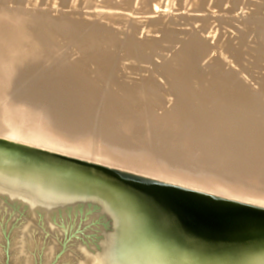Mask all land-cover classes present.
Wrapping results in <instances>:
<instances>
[{"label": "bare ground", "instance_id": "bare-ground-1", "mask_svg": "<svg viewBox=\"0 0 264 264\" xmlns=\"http://www.w3.org/2000/svg\"><path fill=\"white\" fill-rule=\"evenodd\" d=\"M89 1L91 2V0H89ZM141 1H142V3H141ZM141 1H140L141 4H143V2H145L144 0H141ZM257 1H259V0H257ZM0 2H1V0H0ZM176 2H177V0H176ZM190 2H191L190 4H192V2L194 3V0L190 1ZM238 2H239V0H234L233 4L237 5ZM259 2H261V1H259ZM259 2H257V3L259 4ZM262 2H264V1H262ZM196 3H197V1L195 0V4ZM254 3L257 4L256 2H254ZM147 4H145V5L147 6ZM197 4L195 6H197ZM250 4H251V2H250ZM102 5H104V4L102 3ZM225 5H227V4H225ZM199 6H201V5H198L196 7V11H197V8H199ZM231 6H232V4H231ZM258 6H260V4ZM140 7H141V5H140ZM147 7H149V6H147ZM167 7H169V6H167ZM224 7H226V6H224ZM200 8H203V7L201 6ZM200 8L198 9V11L200 10ZM258 8H262V7H258ZM132 9H133V7H132ZM138 9H140V8L137 7V10H136L137 12L139 11ZM220 9H221V7H220ZM239 9H240V7H238V11H239ZM142 10L146 11V9H142ZM142 10L140 9V11H142ZM234 10H237V9H234ZM245 10H247V9H245ZM251 10H254V9H251ZM7 11L9 12V10H7ZM220 11L222 12V10H220ZM223 11L226 12L225 8ZM227 11H228V9H227ZM246 12L248 14V11H246ZM10 13L12 14V12H10ZM79 13H80V11H79ZM243 13L246 15L245 12H243ZM23 14H24V12H23ZM105 14L103 16V14L101 13L102 17L100 16V14L97 15L98 17L100 16L101 18H98L96 15H94V16L92 15V17H94L93 19H96L95 18V16H96L99 19L97 22L102 21V24H103L104 20L106 21L108 19V21H110L109 18L105 16ZM108 14L109 13H107V15ZM86 15H87V13H86ZM251 15L252 14L250 12V16ZM259 16H261V15H259ZM7 17H8V15H7ZM89 17H90V15H89ZM171 17H173V16L171 15ZM71 18L73 19V16ZM68 19H70V18H68ZM127 19H128V17H127ZM172 19H174V18H171V20ZM193 19L199 20L198 18H193ZM241 19H243L242 16H241ZM19 20L21 21V19H19ZM48 20H49V18H48ZM77 20H78V18H77ZM244 20H245V18H244ZM256 20H257V18H256ZM51 21L52 20H50V22ZM58 21H60V20H57V22ZM89 21L91 22V19H89ZM152 21H153V19H152ZM176 21H178V20H176ZM191 21H192V19H191ZM24 22L26 24L27 21H24ZM62 22H63V19H62ZM132 22H134V20H132L131 23ZM139 22H140V20H139ZM149 22H150V20H149ZM192 22H196V21H192ZM53 23H54V21H53ZM110 23H111V21H110ZM181 23H182V21H181ZM186 23L188 24V21ZM198 23H202V22L198 21ZM212 23H214V22H212ZM248 23H249V21H248ZM37 24L38 23H36V25ZM58 24L60 25V22ZM66 24H68V23H66ZM79 24L77 23V25H79ZM92 24L93 23H91V25ZM128 24H126V26H129ZM132 24H133V27L131 25L129 28H131L133 30V28H136V26H134L135 22ZM175 24H177V22L176 23L174 22L173 25L175 26ZM71 25H73V27H74V24L72 22H71ZM107 25L110 26L111 24L107 23ZM138 25H137V28H138ZM146 25H147V23H146ZM193 25H194V27H197V23H196V25L195 24H193ZM214 25H215V23H214ZM216 25H217V23H216ZM234 25H236V24H234ZM39 26H41V24L38 25L37 27H39ZM66 26L64 25L65 28H66ZM126 26H124V27H126ZM147 26H145V24H143V27L145 28V30H146ZM169 26H172V23ZM244 26H242V27H244ZM251 26L252 25H250V27H249L250 29H251ZM71 27H70V33L72 31ZM77 27L79 29L76 30L77 34L75 36V38H76L75 40H77V39L79 40L80 38H82V35L85 32V31L83 32V30L86 27V25L84 26V28L82 27V25H79ZM87 27L85 28V30L87 29ZM167 27H166V29H168ZM191 27H190V29H191ZM198 27H199V25H198ZM260 27L261 26H259V28ZM39 28L37 29L35 27L36 31H38ZM58 28H60V26ZM67 28H68V26H67ZM93 28L95 29V26H93ZM110 28L108 27V29H110ZM129 28H128V30L131 31V29H129ZM144 28H141V30L142 29L144 30ZM249 28H247V29L249 30ZM56 29H57V27H56ZM113 29H114V27H113ZM136 29H134V31ZM171 29L172 28H170V31H173ZM92 30L93 29H91V31ZM151 30H149V31H151ZM193 30H194V28H193ZM226 30H228V29H226ZM229 30H230V28H229ZM39 31L37 32V34H39ZM41 31L40 32L43 34L42 28H41ZM52 31H53V29H52ZM73 31H75V30H73ZM99 31L100 30H97V31L93 30L92 32L98 33V34H94V35L99 36ZM102 31H103V33L106 32V30L104 31L103 29H102ZM134 31H133V33H134ZM139 31H140V28H139ZM245 31L248 34L247 30H245ZM47 32H50V31L47 29ZM47 32H44V34L46 33V35H47L46 39L49 38L48 37L49 33L47 34ZM65 32H66V30H65ZM92 32H91V34H92ZM110 32H112V31H110ZM115 32H116V30H115ZM126 32H127V30H126ZM223 32H224V30H223ZM249 32H250V30H249ZM263 32H264V30H263ZM13 33L17 34L15 31H12V33H11L12 36H13ZM55 33L56 32H54V34ZM129 33H131V32H129ZM129 33H128V36H129ZM133 33H132V38L135 34H137L139 32L137 31V33H135L134 35H133ZM173 33H174V31H173ZM191 33H193V32H191ZM216 33H217V31H216ZM6 34H8V31H0V38H2V40L0 39V44L7 43ZM52 34L53 33L50 34V37L52 39H55V38H53L54 35H52ZM61 34H62V32H61ZM72 34H74V33H72ZM87 34H88V32H87ZM100 34H102V33H100ZM143 34L145 35V33H142V35ZM167 34L169 37L170 35H169L168 31H167ZM231 34H233V33H231ZM234 34H237V33H234ZM251 34H253V33H251ZM35 35H36V33H35ZM59 35H60V33H59ZM66 35H67V33H66ZM108 35H109L108 32H106V37H108V39H106L107 41L110 40L109 36L111 38H113V40H114V37H116L114 35H113V37L111 35H109V36ZM117 35H120V34H117ZM174 35H175V33H174ZM176 35H178V34H176ZM42 36L43 35H41V38H42ZM61 36H63V35H61ZM126 36H127V34H126ZM67 37L68 36H65V38H67ZM140 37H142V36H140ZM171 37L172 36H170V38ZM187 37H188V35H187ZM249 37H250V35H249ZM98 38L101 39L100 36ZM102 38H103V36H102ZM117 38L118 37H116V39ZM137 38H139V37H137ZM184 38H185V36H184ZM189 38H190L191 42L189 41L190 46H187V49L189 47L190 51L186 50V49L185 50L189 51L188 52L189 56H195L196 57L197 53H198L197 56H199V53H200L199 50H202V49L204 50V47L207 43L206 42H205L206 44L202 43L203 41L201 42V40L198 39V37L196 36V32L191 34L189 36ZM230 38H231V36H230ZM251 38H250V40H251ZM84 39L87 40L88 38L87 39L84 38ZM120 39H122V38L120 37ZM164 39H165V37H164ZM166 39H168V38L166 37ZM172 39H174V38H171V40ZM50 40L51 39L49 38V41ZM78 40H77V42L80 41V40L79 41ZM85 40H84V44H85ZM122 40H124V39H122ZM127 40L130 41V39H127ZM155 40H157V39H155ZM160 40H161V38H160ZM186 40H188V39H186ZM227 40H229V39H227ZM46 41L48 42V39ZM54 41H56V40H54ZM54 41L52 40V42H54ZM135 41H136V39H135ZM223 41H224V39H223ZM253 41H254V39H253ZM50 42H48V44ZM113 42L115 43V46H116L117 43L115 41H113ZM120 42H118V43H120ZM164 42H165V40H164ZM168 42H169V40H168ZM168 42L166 41V44ZM259 42H261V40ZM87 43L89 44V42H87ZM218 43H219L218 44L219 47H216V48H219V51L221 49L222 53H224V48L226 46V43H222V42L221 43L218 42ZM261 43L263 44V42H261ZM26 44H27V42H26ZM84 44H82V46H84ZM86 44H85V46H86ZM98 44H100V43L98 42ZM121 44H123V42ZM183 44H185V43H182L181 45H183ZM7 45L11 46V48L8 51L11 52V54H13L15 51V47L17 46L16 40L15 39L12 40V37H11L10 39H8ZM158 45H160V44L158 43ZM185 45H187V44H185ZM29 46H30V44H29ZM91 46L89 48H91ZM95 46H97V48H98L97 43H95ZM121 46H120V49H122ZM207 46H208V44H207ZM63 47H64V44H63ZM63 47H62V49H63ZM77 47H79V46H77ZM84 47L83 48L80 47V48L84 49ZM94 47H93V52H95V50H96V49H94ZM110 47H111V45H110ZM156 47H157V45H156ZM253 47H255V46H253ZM135 48H136L135 50L137 53H140L142 50V47L140 45L136 46ZM180 48L184 49L185 47L184 48L180 47ZM207 48H205V49H207ZM116 49H118V47ZM88 50H91V49H88ZM88 50H87V52H88ZM100 50H102V49H100ZM124 50H126V49H124ZM159 50H161V49H159ZM210 50L211 49H208V51H210ZM121 51H120V53H121ZM228 51H229V49H228ZM43 52H44V56L46 59H48V60L49 59H55L54 53H52L49 46L44 47ZM115 52H116V50H115ZM27 53H28V51H27ZM84 53L86 54V50ZM84 53L82 52L83 55H85ZM103 53L104 52H102L101 54L103 55ZM183 53H185V52H183ZM183 53L182 54L180 53L181 55L180 54L179 55L182 56ZM243 53H246V52H244V50H243ZM106 54L108 55V53H106ZM117 54H119V53H117ZM160 54H162V53H160ZM204 54H205V52L203 53V55ZM229 54H230V52H229ZM86 55L90 56L91 54L88 55V53H87ZM120 55H121L120 57H123L122 53ZM110 56L113 57V55H110ZM180 56H178L179 59L181 58ZM183 56H182V58H183ZM73 57H74V54H73ZM83 57H85V56H83ZM93 57H96V55H93L91 58H93ZM97 57H96V59L100 58V57H98V58ZM103 57L106 58L107 56L105 57V55H104ZM103 57H101L102 61L101 60L95 61V59L93 58L94 61H89L88 66L83 64L82 61H71V60L70 61H53V60H51V61H32V62L29 61L25 66H20L19 61H8L7 59H9V58L6 57L5 55H2L0 57V139L15 143V144H19L22 146L24 145V146H28V147H35L38 149L62 154L63 156L65 155L67 157L69 156L72 158H76L78 160L80 159L81 161H87L86 159L89 156H91V158H92L93 155H98V156H100L99 158H101V159H97V160L95 159V161L104 163V165H101L103 167L124 169V170L131 171V172H134V173H137L140 175H145V176L155 178L158 180H162V181H165L168 183L176 184L179 187L182 186L183 188H186V189L202 192L205 194H213V196H217V197L220 196L221 198L225 197V198H229V200H233V201L238 200V202L242 201V202H247V203L252 204V205L254 204L256 206L258 205V206L264 207V98H261V97H263V94L261 95V97L258 96L259 93H257L258 95L250 94V96H248V97L249 98L252 97L253 99L249 102L250 103L252 102L254 105L250 106V104H249L248 105L249 107L247 106V107L241 108L240 106L238 107L236 105H233V103L228 104V105H225V104L216 105V103L218 102L216 100H215L216 101L215 105L212 106L211 104L206 103V104H208V106H207L206 104H204L205 101L200 102L199 101L200 99H197L198 101L197 100L192 101L193 102L192 106H189V105H191L190 104L191 102L188 103V101H185L189 104V105H187V104L186 105L189 106V108L192 107V109L189 110V108H188V112L185 111L186 115H184V116H183V114H185V113H183V111L180 109V106L182 104H185L182 102V103H180L181 104L180 106L178 105V103H174L173 105L177 104L178 107L176 109H173L171 111V113L166 112L164 115H167V116H165V117H160L161 111L159 114L160 116L158 115L159 117L156 115V113L153 116L150 115L148 117L147 114L145 113V111H146L145 109H144L145 110L144 112H141L142 109L139 110L141 112L140 113V112H138L137 107L138 108L139 107L149 108L152 111V109H153L152 103L157 101V100H155L156 99L155 95L157 94L160 97V92H161V94L163 92L162 87L160 85L156 86L155 84H152L150 82L145 83L143 81L144 80V76H143V80L140 79V80H142V82L140 81L141 86H138V85H135L132 83L129 84L127 82H124L125 84H127V86H126L127 89H125V88L120 89L121 93H119V91H118L119 88L118 89L116 88V90H115L114 89L115 87L114 88L112 87L113 85L110 86L111 88H109L108 86L111 84V82L114 81L115 77H114V75H112V77L107 76L105 79V77L103 78V76H99V74L102 73V72H100L101 67L105 63L102 59ZM111 57H110V59H112ZM114 57H117V56H114ZM120 57H117V59L118 58L120 59ZM178 57H176V58H178ZM142 58H144V57H142ZM240 58H241V56H240ZM254 58L256 59V56ZM89 59H90V57H89ZM119 59L117 61H119ZM193 59H191V61ZM106 60H107V58L105 59V61ZM249 60H252V59L250 58ZM115 61H116V59H115ZM123 61H124V59L122 60V62ZM178 61H180V60H178ZM107 62H109V61H107ZM107 62H106V64H108ZM110 62H112V61H110ZM124 62H126V61H124ZM139 62H141V61H139ZM142 62H143V60H142ZM199 63H201V62H199ZM254 63H255V61H254ZM111 64H109V65L112 67L113 64L115 65L116 63H113L112 65ZM137 64H139V63H137ZM143 64H141V65H143ZM122 65L123 66L117 65L116 66L117 69L114 68L116 73H117V70H119V69L120 70L122 69V72H125L127 69H129V68H127V69L125 68L126 70L124 71L123 68H124L125 63H123ZM145 65H147V63ZM172 65L174 66L175 64H171V69L170 68H168V69H170V70L175 69V68H172L173 67ZM89 66L94 67L95 71L91 70V68ZM106 66L108 67V65H106ZM106 66H105V68H106ZM128 66H126V67H128ZM134 66H135V70H136V67L138 65L136 66V64H135ZM111 67H108V68H110V70H111ZM140 67H142V66L139 65V69H140ZM103 68H104V66H103ZM149 68H150V66H149ZM179 68H180V66H179ZM239 69H240V67H239ZM129 70H130V72H132L131 69H129ZM141 70H143V69H141ZM165 70L166 69H164V71ZM176 70H177V67H176ZM205 70H206V68H205ZM128 71H126L125 73H128ZM164 71H161V72L164 73ZM196 71H197V69H196ZM173 72H175V70ZM110 73H112V72L110 71L109 74ZM134 73H135V71H134ZM134 73H132V74L134 75ZM136 73H135V76H136ZM202 73L204 74V72H202ZM243 73H244V71H243ZM246 73H248V72L246 71ZM118 74H119L118 78L117 79L115 78L117 81V85H118V81H120L118 79H119V76L121 73H118ZM165 74L167 75L168 73L166 72ZM177 74H176V76H177ZM163 75L164 74H162L161 76H163ZM166 75H165V77H166L165 79H168L167 76H169V75H167V76ZM199 75H200V73H199ZM222 75H221V79H219V76H217V77H215V79L212 80L214 83H216L219 79L218 87L220 85L223 86L225 84V83L223 84L224 78L222 79ZM104 76H105V74H104ZM130 76L131 75L129 73V76H124V77L129 78ZM178 77H179V75L177 76V79H175V81H173V80L170 81V79L167 81L164 80L165 81L164 84H166L168 86V89H167L168 92H170V93L174 92V94L175 93L179 94V97L177 100L179 102L180 97L181 98H183L184 96H186L185 98L188 97L187 96L188 94L186 95L185 92L194 91V89H193V86L191 83H188L187 81L185 82L184 80H179V78L181 79V76L179 78ZM261 77H263V76H261ZM199 79H198V83H199ZM248 79H249V77H248ZM121 80H123V79H121ZM133 80H135V79L133 78ZM160 80H163V78H160ZM206 80L207 79H205V81ZM220 80H222V83H220L221 82ZM260 80H255V81L259 82ZM126 81H128V80L126 79ZM205 81H202V83ZM244 81H247V80H244ZM263 81H262V83H263ZM122 82H120L119 86H122V84H121ZM208 82H210V81H208ZM213 82H212V85H214ZM133 83H135V82H133ZM161 83H163V82H161ZM202 83H199L200 87H201ZM252 83L253 82H251V84ZM254 83L256 84V82H254ZM113 84H115V83H113ZM234 84H235V82H234ZM236 84H238V83H236ZM241 85L242 84H240V86ZM165 86H163V88ZM240 86H237V88H239ZM209 87H210V85H209ZM247 87H248V84H247ZM252 87L254 88V86H252ZM257 87H258V85H257ZM199 88H198V90H199ZM222 88H224V86ZM225 88H226V86H225ZM241 88H242V90L244 89L243 86ZM255 88H254V90H255ZM203 89H204V87H203ZM219 89H221V88L219 87ZM262 89L264 90V88H262ZM201 90H202V88H201ZM210 90H211V88H210ZM210 90H208V91L210 92ZM216 91H217V89H216ZM201 92H199V93L201 94ZM228 92H230V91H228ZM213 94H215V92ZM219 94L221 95V94H223V92H220ZM233 95H234V93H233ZM248 95H249V93H248ZM227 96H228V94H227ZM229 96H230V93H229ZM166 97L170 98L169 96H166ZM220 97L221 96H219V98ZM237 97H239V98L243 97V99H244V97L247 98V95L237 96ZM185 98L180 99V100L181 101L185 100ZM130 99H132V103H130V101H131ZM175 99H177V97H175ZM261 99H263V100H261ZM2 100H3V102H2ZM160 100H162V99H160ZM169 101H170V99H169ZM160 103H162V102L160 101ZM202 103L204 104V106H202L203 105ZM97 104H99L98 107H100L98 111H97ZM132 104H133V106H132ZM155 105H156V102H155ZM209 105H211L213 109L209 108ZM158 106L160 108H162L160 105H158ZM134 107H136V109ZM157 109H158V107H157ZM157 109L156 108L153 109L154 112ZM184 110H186V109H184ZM162 111H163V109H162ZM164 111H165V109H164ZM95 113H98V115L100 114L99 118H98L99 120H97V125L99 123H101V124H105L106 126L113 127L112 128L113 131L106 135V139L108 141L109 140L112 141L114 139L113 143L109 146H108V144H104V145H99V143L96 144L97 136L95 135V128H93V127H95L94 124H96V123H93V121L97 119L98 115ZM142 114H146V116L142 115ZM148 114H150V113H148ZM94 115L95 116L97 115V117H96V119L93 120ZM170 118H173V122H175V120L179 121V123L181 122L182 127L179 130L180 132L179 131L176 132L177 128H175L176 126L173 125L172 120H169ZM36 121H38V122H36ZM25 122H27V125L25 124ZM29 123H30V125H29ZM36 123H41L42 126H45V128H48L47 131L44 132V130H46V129L41 128V126H40L41 124L35 125ZM32 124H34V126ZM38 125H39V127H38ZM31 126L34 127V129ZM49 129H50L51 133L48 132ZM115 131H119V132H121V134L119 136L115 135V133H117ZM46 132H48V133H46ZM53 132L57 133L58 139L53 135ZM62 136L63 137L66 136L64 138L65 141L63 140L64 143H66V141L68 140V139L66 140V138L68 137L69 139H72V144L70 143L71 141L68 140V141H70V142H68L70 144L69 145H63V143L60 142V141H62V139L60 138ZM59 139H61V140H59ZM96 147L100 150L97 151ZM122 152H126V153H124L125 155L122 154ZM91 158L89 157V159H91ZM186 158H193L194 161L186 162L184 160ZM95 164L98 165L99 163H95ZM199 172H201L203 176L197 175ZM199 183H202V184L205 183L203 185V186H205V188L207 187L206 186V184H207L208 188L205 189V188L198 187ZM202 184H201V186H202Z\"/></svg>", "mask_w": 264, "mask_h": 264}, {"label": "water", "instance_id": "water-1", "mask_svg": "<svg viewBox=\"0 0 264 264\" xmlns=\"http://www.w3.org/2000/svg\"><path fill=\"white\" fill-rule=\"evenodd\" d=\"M264 264V208L0 139V264Z\"/></svg>", "mask_w": 264, "mask_h": 264}, {"label": "rangeland", "instance_id": "rangeland-1", "mask_svg": "<svg viewBox=\"0 0 264 264\" xmlns=\"http://www.w3.org/2000/svg\"><path fill=\"white\" fill-rule=\"evenodd\" d=\"M95 3H94V2ZM91 0V2L89 0H1V4H0V31H8V34H6V38H7V43L5 44H0V57L2 55H5L6 57H8L9 59H7L8 61H19L20 63V66H25L29 61H82L83 64L85 65H89V61H100L101 60V57H103L105 55V57L107 58V60L105 61L106 58H102L103 61L105 62L104 63V68L103 66L101 67V70L99 74V76H103V78L107 76H111L114 75V77L117 79L118 78V73H121L120 76H119V79L120 81H118V85H117V81L116 79L114 78V81L111 82V84L108 86L109 88H111L110 86H112L115 90L116 88L118 89L119 93L120 92V89H127L126 86L127 84H125L124 82H127V83H132V84H135V85H138V86H141V82L143 80V76H144V82L147 83V82H150L152 84H155L156 86L160 85L162 87V94L160 92V97L156 94L155 95V101L156 102V105H155V102L152 103V108L153 109H158L154 110L152 109V111L149 109V108H142V107H137V110L138 112H140L139 110L142 109L141 112H144L145 110V113L147 114V116L149 117L150 115L153 116L155 113L156 115L158 116L160 114V111H161V116L160 117H165L167 115H164L166 112H170L173 110V109H176L178 107V105L180 106L181 104L180 103H185V104H182L180 106V109L183 111V116L186 115V112H188V108L189 106H192V101H195L197 99H200L199 101L201 102H204V104L208 103V104H211L212 106L215 105L216 101H218L216 103V105L218 104H225V105H228V104H232L233 105H236V106H240L241 108L243 107H247L249 104L250 106L254 105L252 102L250 103L249 101H251L253 98H249L248 96H250V94L254 95H258L257 93H259V97H261V95L263 94V97L261 98H264V90L262 88H264V0H239L238 4L237 5H234L233 4V1L234 0H196L197 1V6L198 5H201L203 8H200L201 6H199L200 10L198 11L199 8H197V11H196V7L195 6V0H194V3L192 2V4H190L191 2L190 1H193V0H144L145 2L142 3L141 0ZM141 1V3H140ZM147 1V2H146ZM151 1V2H150ZM168 1V2H167ZM199 1V2H198ZM218 1V2H217ZM4 2V3H3ZM11 2V3H10ZM13 2V3H12ZM99 4H98V3ZM167 2V3H166ZM176 2V3H175ZM189 2V3H188ZM203 2V3H202ZM251 2V4H250ZM254 2H259L260 6H258L259 4H255ZM94 3V4H93ZM102 3L104 5H102ZM148 3V4H147ZM173 5H172V4ZM227 5H225V4ZM254 3V4H253ZM36 4V5H35ZM145 4H147V7ZM168 4V5H167ZM184 4V5H183ZM217 4V5H216ZM223 4V5H222ZM232 4V6H231ZM89 5V6H88ZM95 5V6H94ZM106 5V6H105ZM129 5V6H128ZM138 5V6H137ZM141 5V7H140ZM152 5V6H151ZM172 5V6H171ZM208 5V6H207ZM257 7H255V6ZM2 6V7H1ZM4 6V7H3ZM102 6V7H101ZM128 6V7H127ZM166 6V7H165ZM169 6V7H167ZM190 6V7H189ZM226 6V7H224ZM236 8H235V7ZM253 6V7H252ZM133 7V9H132ZM136 7V8H135ZM137 7L140 8L141 10L142 9H146L145 10H142L140 11V9H138L139 11L137 12ZM143 7V8H142ZM219 7V8H218ZM221 7V9H220ZM229 7V8H228ZM238 7H240L239 11H238ZM258 7H262V8H258ZM99 8V9H98ZM102 8V9H101ZM150 8V9H149ZM171 8V9H170ZM225 8L226 12L223 11ZM250 8V9H249ZM9 10V12L7 10ZM131 11H130V10ZM135 9V10H134ZM228 9V11H227ZM234 9H237V10H234ZM247 9V10H245ZM251 9H254V10H251ZM11 10V11H10ZM100 10V11H99ZM211 10V11H210ZM222 10V12L220 11ZM263 10V11H262ZM80 11V13H79ZM145 11V12H144ZM151 13H150V12ZM153 11V12H152ZM230 11V12H229ZM248 11V14L247 12ZM260 11V12H259ZM12 12V14L10 13ZM22 12V13H21ZM24 12V14H23ZM100 12V13H99ZM141 12V13H140ZM147 12V13H146ZM212 12V13H211ZM226 14H225V13ZM229 12V13H228ZM245 12L246 15L243 13ZM250 12H251V16H250ZM26 13V14H25ZM28 13V14H27ZM87 13V15H86ZM101 13L105 14L106 17L109 18V20L111 21H108V19L105 21H103V24H102V21L100 22H97L99 19L98 18H101ZM107 13H109L107 15ZM134 13V14H133ZM137 13V14H136ZM140 13V14H139ZM222 13V14H221ZM224 13V14H223ZM241 13V14H240ZM258 13V14H257ZM18 14V15H17ZM21 14V15H20ZM46 14V15H45ZM70 14V15H69ZM100 16L98 17L97 15ZM232 14V15H231ZM243 14V15H242ZM8 15V17H7ZM20 15V16H19ZM28 15V16H27ZM44 15V16H43ZM79 15V16H78ZM85 15V16H84ZM90 15V17H89ZM92 15H96L95 18L96 19H93L94 17H92ZM171 15L173 17H171ZM180 15V16H179ZM248 15V16H247ZM255 15V16H254ZM261 15V16H259ZM18 16V17H17ZM35 16V17H34ZM46 16V17H45ZM73 16V19L71 17ZM82 16V17H81ZM128 19H127V17ZM192 21H196V22H192ZM220 16V17H219ZM241 16L243 19H241ZM10 17V18H9ZM61 17V18H60ZM80 17V18H79ZM146 17V18H145ZM170 17V18H169ZM210 17V18H209ZM249 17V18H248ZM253 17V18H252ZM255 17V18H254ZM49 18V20H48ZM70 18V19H68ZM76 18V19H75ZM78 18V20H77ZM112 20H111V19ZM126 18V19H125ZM150 18V19H149ZM171 18H174L171 20ZM176 18V19H175ZM188 18V19H187ZM193 18H198L199 20H196V19H193ZM202 18V19H201ZM229 18V19H228ZM237 18V19H236ZM245 18V20H244ZM257 18V20H256ZM259 18V19H258ZM21 19V21L19 20ZM29 19V20H28ZM32 19V20H31ZM62 19H63V22H62ZM65 19V20H64ZM89 19H91V22L89 21ZM153 19V21H152ZM170 19V20H169ZM240 19V20H239ZM247 19V20H246ZM250 19V20H249ZM50 20H52L50 22ZM57 20H60L57 22ZM88 20V21H87ZM129 20V21H128ZM134 20L135 24L134 26H136L137 28V25H138V28H133V30L131 28H129L131 25L133 27V24L134 22L131 23V21ZM140 20V22H139ZM145 20V21H144ZM150 20V22H149ZM155 20V21H154ZM175 20V21H174ZM178 20V21H176ZM184 20V21H183ZM190 20V21H189ZM220 20V21H219ZM227 20V21H226ZM237 20V21H236ZM24 21H27L26 24ZM36 21V22H35ZM54 21V23H53ZM68 21V22H67ZM94 21V22H93ZM138 21V22H137ZM158 23H157V22ZM170 21V22H169ZM172 21V22H171ZM180 21V22H179ZM182 21V23H181ZM188 21V24L186 23ZM199 22H202V23H198ZM204 21V22H203ZM243 21V22H242ZM246 21V22H245ZM249 21V23H248ZM60 22V25L58 24ZM71 22L74 24V27L73 25H71ZM76 22V23H75ZM97 22V23H96ZM138 24H137V23ZM147 25H146V23ZM152 22V23H151ZM174 22L177 24H175V26L173 25ZM185 22V23H184ZM190 22V23H189ZM217 23V25L215 26ZM221 22V23H220ZM226 24H225V23ZM31 23V24H30ZM36 23H38L36 25ZM65 23V24H64ZM68 23V24H66ZM77 23L79 25H82V27L84 28V26L86 25L87 29L83 30L84 34L82 35V38H80L77 42V40H75V36L77 34V29H79L77 26ZM82 23V24H81ZM85 23V24H84ZM87 23V24H86ZM90 23V24H89ZM91 23H93L91 25ZM100 25H99V24ZM106 23V24H105ZM108 24H111L110 26L107 25ZM129 23V24H128ZM150 23V24H149ZM156 23V24H155ZM172 23V26H169L171 25ZM197 23V27H194L193 24L196 25ZM207 23V24H206ZM251 23V24H250ZM257 23V24H256ZM3 24V25H2ZM39 27H37L38 25H40ZM52 24V25H51ZM54 24V25H53ZM66 26V28L64 27V25ZM70 24V25H69ZM96 24V25H95ZM102 24V25H101ZM126 24H128L129 26H126ZM142 24V25H141ZM143 24H145L146 27V30L145 28L143 27ZM154 26H153V25ZM169 24V25H168ZM192 24V25H191ZM236 24V25H234ZM239 24V25H238ZM248 26H247V25ZM255 24V25H254ZM13 25V26H12ZM21 25V26H20ZM77 25V26H76ZM113 25V26H112ZM141 25V26H140ZM151 25V26H150ZM199 25V27H198ZM244 27H242V26ZM251 26V29L249 28ZM8 26V27H7ZM18 26V27H17ZM45 28H44V27ZM60 26V28H58ZM62 26V27H61ZM72 26V27H71ZM92 26V27H91ZM93 26H95V29L93 28ZM97 26V27H96ZM110 29H108V27ZM126 26V27H124ZM140 26V27H139ZM168 26V27H167ZM174 26V27H173ZM192 26V27H191ZM259 26H261L259 28ZM35 27L41 31V28L43 29V34L39 31V34H37L38 31H36ZM57 27V29H56ZM70 27H71V33H70ZM103 27V28H102ZM107 27V28H106ZM114 27V29H113ZM156 27V28H155ZM166 27L168 29H166ZM172 28L171 30L174 31H170V28ZM183 27V28H182ZM191 27V29H190ZM242 27V28H241ZM253 27V28H252ZM12 28V29H11ZM97 28V29H96ZM131 29L130 30H128ZM139 28H140V31H139ZM141 28H144V32L141 30ZM155 28V29H154ZM194 28V30H193ZM228 30H226V29ZM230 28V30H229ZM236 28V29H235ZM245 28V29H244ZM249 28V30L247 29ZM259 28V29H258ZM35 29V30H34ZM46 31H45V30ZM47 29L53 33L52 35H54L53 38L55 39H52L50 37V32H47ZM53 29V31H52ZM55 29V30H54ZM62 29V30H61ZM68 29V30H67ZM91 29H93L94 31H97V30H100L99 31V36L101 37V39H99L98 35H94V34H98V33H94L91 31ZM102 29L106 32H108L109 35H111L113 37L116 36L118 37L116 39V37H114V40L113 38H111L109 35V41H107L106 39H108V37H106V32L103 33ZM112 29V30H111ZM134 29H136L134 31ZM152 29V30H151ZM242 29V30H241ZM66 30V32H65ZM75 30V31H73ZM108 30V31H107ZM112 32H110V31ZM116 30V32H115ZM125 30V31H124ZM129 33V36H128V33ZM148 30V31H147ZM151 30V31H149ZM224 30V32H223ZM233 30V31H232ZM248 32V34L246 33V31ZM12 31H15L17 34H14L13 33V36H12ZM68 31V32H67ZM134 31V33H133ZM137 31L139 33H137ZM147 31V32H146ZM162 31V32H161ZM167 31L169 32V35L172 36L171 38H174L171 40L170 36L168 37V34H167ZM217 31V33H216ZM44 32H47V34L49 35L48 37L51 39L49 41V38L48 39V42H50L48 44V42L46 41V33L44 34ZM54 32H56L54 34ZM62 32V34H61ZM88 32V34H87ZM92 32V34H91ZM121 32V33H120ZM123 32V33H122ZM126 32V33H125ZM149 32V33H148ZM196 32V36L198 37V39L201 40L202 43H207L204 47V50H199V56H197L196 54V57L195 56H189L188 52L190 51V48L188 47L187 49V46H190V38L189 36L191 34ZM204 32V33H203ZM255 32V33H254ZM36 33V35H35ZM60 33V35H59ZM67 33V35H66ZM74 33V34H72ZM102 33V34H100ZM111 33V34H110ZM125 33V34H124ZM132 33L133 35L135 33L133 38H132ZM141 33V34H140ZM142 33H145V35L143 36ZM233 33V34H231ZM234 33H237V34H234ZM253 33V34H251ZM257 33V34H256ZM90 34V35H89ZM116 34V35H115ZM117 34H122L121 36L120 35H117ZM127 34V36H126ZM140 34V35H139ZM172 34V35H171ZM178 34V35H176ZM206 34V35H205ZM255 34V35H254ZM41 35L42 38H41ZM46 35V36H45ZM63 35V36H61ZM103 38H102V36ZM131 35V36H130ZM167 35V36H166ZM174 35V36H173ZM188 35V37H187ZM250 35V37H249ZM40 36V37H39ZM59 36V37H58ZM65 36H68L67 38H65ZM74 36V37H73ZM98 36V37H97ZM122 39H120V37ZM123 36V37H122ZM142 36V37H140ZM185 36V38H184ZM231 36V38H230ZM261 36V37H260ZM12 37V40L15 39L16 40V43H17V46L15 47V51L13 54H11V52H9L8 50L11 48L10 45H7L8 44V39H10ZM70 37V38H69ZM73 37V38H72ZM90 37V38H89ZM106 37V38H105ZM127 37V38H126ZM132 39H131V38ZM139 37V38H137ZM165 37V39H164ZM166 37L168 39H166ZM217 37V38H216ZM221 37V38H220ZM241 37V38H240ZM247 37V38H246ZM252 37V38H251ZM5 38V37H4ZM5 38V39H6ZM46 40H45V39ZM57 38V39H56ZM72 38V39H71ZM84 38H88L87 40H85ZM141 38V39H140ZM161 38V40H160ZM177 38V39H176ZM251 38V40H250ZM2 40V38H0ZM62 39V40H61ZM67 39V40H66ZM92 39V40H91ZM100 41H99V40ZM127 39H130L127 40ZM136 39V41H135ZM157 39V40H155ZM188 39V40H186ZM211 39V40H210ZM222 41H221V40ZM224 39V41H223ZM229 39V40H227ZM242 39V40H241ZM254 39V41H253ZM45 40V41H44ZM52 40H56L54 42H52ZM58 40V41H57ZM72 40V41H71ZM84 40H85V44L87 42H89V44L87 43L86 46L84 44ZM115 41L117 44L115 46V43L113 41ZM117 40V41H116ZM126 40V41H125ZM165 40V42H164ZM169 40V42H168ZM178 40V41H177ZM184 40V41H183ZM238 40V41H237ZM246 40V41H245ZM261 40V42H263V44L261 42H259ZM61 41V42H60ZM87 41V42H86ZM93 43H92V42ZM100 44H98V42ZM121 41V42H120ZM140 41V42H139ZM166 41L168 42L166 44ZM190 41V42H189ZM249 41V42H248ZM22 42V43H21ZM27 42V44H26ZM60 42V43H59ZM120 42V43H118ZM123 42V44H121ZM135 42V43H134ZM161 42V43H160ZM176 42V43H175ZM218 42H222V43H226V46L224 48V53H222L221 49L219 51V48H216V47H219V43ZM256 42V43H255ZM54 43V44H53ZM81 43V44H80ZM91 43V44H90ZM95 43H97L98 45V48L97 46H95ZM113 45H112V44ZM131 43V44H130ZM158 43L160 45H158ZM182 43H185L183 45H181ZM189 43V44H188ZM251 43V44H250ZM259 43V44H258ZM30 44V46H29ZM63 44H64V47H63ZM78 44V45H77ZM81 46H80V45ZM82 44H84V46H82ZM122 46H121V45ZM166 44V45H165ZM180 44V45H179ZM241 44V45H240ZM245 44V45H244ZM92 45V46H91ZM111 45V47H110ZM141 46L142 47V50L140 53H137L136 52V46ZM157 45V47H156ZM169 45V46H168ZM179 45V46H178ZM50 48V50L52 51V53H54V57L55 59H46L45 56H44V52H43V49L44 47H48ZM61 46V47H60ZM79 46V47H77ZM91 46V48H89ZM96 48H95V47ZM114 48H113V47ZM120 46L121 48L123 49H120ZM124 46V47H123ZM185 48H184V47ZM211 46V47H210ZM247 48H246V47ZM255 46V47H253ZM63 47V49H62ZM84 47V49H81V48ZM93 47L95 50V52H93ZM104 47V48H103ZM108 49H107V48ZM118 47V49H116ZM133 47V48H132ZM180 47L184 48V49H181ZM208 47V48H207ZM102 50H100V49ZM113 48V49H112ZM176 48V49H175ZM207 48V49H205ZM257 48V49H256ZM88 49H91V50H88ZM98 49V50H97ZM112 49V50H111ZM126 49V50H124ZM161 49V50H159ZM189 50V51H186V50ZM208 49H211L210 51H208ZM229 49V51H228ZM242 49V50H241ZM60 50V51H59ZM83 50V51H82ZM86 50V54L88 53L91 54L90 56H87L84 52ZM88 50V52H87ZM119 53V54H117ZM122 50V51H121ZM243 50L244 52L246 53H243ZM28 51V53H27ZM85 54L83 55L82 52ZM100 51V52H99ZM106 51V52H105ZM112 51V52H111ZM122 53V56L123 57H120L121 53ZM207 51V52H206ZM233 51V52H232ZM249 51V52H248ZM67 52V53H66ZM74 52V53H73ZM81 54H80V53ZM102 52L103 55L101 54ZM145 52V53H144ZM185 52V53H183ZM205 52V54L203 55V53ZM230 52V54H229ZM236 54H235V53ZM25 53V54H24ZM108 53V55L106 54ZM115 55H114V54ZM144 53V54H143ZM162 53V54H160ZM183 53V58L182 56H180L181 54ZM187 53V54H186ZM245 55H243V54ZM262 53V54H261ZM71 54V55H70ZM73 54H74V57H73ZM96 55V57H100L98 59H96V57H93L91 58L93 55ZM113 55L114 56H117V57H120L119 61L122 59H124V61L126 62H122V60L120 61L122 64L125 63L124 65V68L123 70L125 71L127 68L131 69L132 72H130L129 69H127L126 71H128V73H125V72H122V69L120 70H117V73L116 71L114 70V68L117 69V65L119 66H123L119 61H117V57H111L110 55ZM125 56H124V55ZM128 54V55H127ZM180 54V55H179ZM186 54V55H185ZM201 54V55H200ZM216 54V55H215ZM32 55V56H31ZM140 55V56H139ZM219 55V56H218ZM225 55V56H224ZM237 55V56H236ZM85 56V57H83ZM109 56V57H108ZM180 56L181 58L179 59ZM202 56V57H201ZM227 56V57H226ZM241 56V58H240ZM256 56V59L254 58ZM260 56V57H259ZM263 56V57H262ZM32 57V58H31ZM90 57V59H89ZM110 57L112 59H110ZM141 57V58H140ZM144 57V58H142ZM163 57V58H162ZM178 57V58H176ZM190 57V58H189ZM244 57V58H243ZM259 57V58H258ZM31 58V59H30ZM127 60H126V59ZM138 58V59H137ZM146 58V59H145ZM194 58V59H193ZM226 58V59H225ZM240 58V59H239ZM252 59V60H249V59ZM254 58V59H253ZM262 58V59H261ZM27 59V60H26ZM81 59V60H80ZM116 59V61H115ZM145 59V60H144ZM164 59V60H163ZM180 61H178V60ZM191 59H193L191 61ZM197 59V60H196ZM202 59V60H201ZM220 59V60H219ZM223 59V60H222ZM228 59V60H227ZM114 60V61H113ZM143 60V62H142ZM158 60V61H157ZM166 60V61H165ZM171 60V61H170ZM241 60V61H240ZM243 60V61H242ZM102 61V60H101ZM107 61H112V62H107ZM138 61V62H137ZM141 61V62H139ZM145 61V62H144ZM176 61V62H175ZM182 61V62H181ZM255 61V63H254ZM262 61V62H261ZM24 62V63H23ZM106 62L108 64H106ZM118 62V63H117ZM130 62V63H129ZM149 62V63H148ZM158 62V63H157ZM160 62V63H159ZM197 62V63H196ZM201 62V63H199ZM113 64V63H116L115 65L113 64V66L111 67L109 64ZM139 63V64H137ZM144 63V64H143ZM147 63V65H145ZM164 63V64H163ZM216 63V64H215ZM242 63V64H241ZM247 63V64H246ZM111 64V65H112ZM131 64V65H130ZM136 64V71L135 70V66L134 65ZM143 64V65H141ZM149 64V65H148ZM161 64V65H160ZM171 64H175L172 68H175L173 70H170L171 69ZM177 64V65H176ZM237 64V65H236ZM106 65H108V67H111V70L110 68H108ZM129 65V66H128ZM139 65L142 66L140 67L139 69ZM169 65V66H168ZM194 65V66H193ZM202 65V66H201ZM216 65V66H215ZM229 65V66H228ZM106 66V68H105ZM128 66V67H126ZM134 66V67H133ZM144 66V67H143ZM146 66V67H145ZM150 66V68H149ZM177 67V70H176V67ZM180 66V68H179ZM225 66V67H224ZM90 67V66H89ZM161 67V68H160ZM167 67V68H166ZM204 69H203V68ZM242 70H240L239 69ZM257 67V68H256ZM91 70L95 71L94 70V67H90ZM126 68V69H125ZM170 68V69H168ZM193 68V69H192ZM206 68V70H205ZM231 68V69H230ZM247 68V69H246ZM133 69V70H132ZM139 69V70H138ZM143 69V70H141ZM164 69H166L164 71ZM197 69V71H196ZM223 69V70H222ZM254 69V70H253ZM104 70V71H103ZM114 70V71H113ZM175 70V72H173ZM210 70V71H209ZM220 70V71H219ZM240 70V71H239ZM250 70V71H249ZM112 72L109 74V72ZM119 71V72H118ZM121 71V72H120ZM136 73V76H135V73ZM160 71V72H159ZM161 71H164L161 72ZM177 71V72H176ZM201 71V72H200ZM232 71V72H231ZM234 71V72H233ZM237 71V72H236ZM244 71V73H243ZM246 71L249 73H246ZM262 73H261V72ZM168 73L167 76L165 73ZM180 72V73H179ZM198 72V73H197ZM204 72V74L202 73ZM210 72V73H209ZM215 74H214V73ZM220 72V73H219ZM129 73H130V77H124V76H129ZM134 73V75L132 74ZM178 73V74H177ZM200 73V75H199ZM214 75H213V74ZM233 73V74H232ZM235 73V74H234ZM243 73V74H242ZM102 74V75H101ZM105 74V76H104ZM162 74H164L163 76H161ZM179 75V77L181 76V79L179 78V80H184L185 82L187 81L188 83H191L192 86H193V89L194 91H187L185 92V94L188 96L187 98H185L186 96H184L183 98H179V102L177 101L178 100V97H179V94H174V92H168V86L165 83L164 80H169L170 81H175V79H177V76ZM181 74V75H180ZM203 74V75H202ZM209 74V75H208ZM220 74V75H219ZM223 74V75H222ZM251 74V75H250ZM165 75L168 77V79H165ZM197 75V76H196ZM202 75V76H201ZM211 75V76H210ZM221 75H222V79H223V86L224 88H222L223 86H219L221 89H219L218 85H219V79H221ZM135 76V77H134ZM201 76V77H200ZM213 76V77H212ZM219 76V79L216 83H214L212 80L215 79V77ZM224 76V77H223ZM230 76V77H229ZM241 78H240V77ZM257 76V77H256ZM263 76V77H261ZM150 77V78H149ZM203 77V78H202ZM238 77V78H237ZM249 77V79H248ZM259 77V78H258ZM131 78V79H130ZM133 78L136 80H133ZM160 78H163V80H160ZM200 78V79H199ZM202 78V79H201ZM211 80H210V79ZM233 78V79H232ZM235 78V79H234ZM245 78V79H244ZM123 79V80H121ZM125 79V80H124ZM126 79L128 81H126ZM142 79V80H140ZM158 79V80H157ZM198 79H199V83H202V81H205V79H207L205 82H203L201 84V87H200V84L198 83ZM226 79V80H225ZM261 79V80H260ZM263 79V80H262ZM132 82H131V81ZM151 80V81H150ZM240 80V81H239ZM244 80H247V81H244ZM250 80V81H249ZM255 80H260L259 82L258 81H255ZM123 81V82H122ZM130 81V82H129ZM141 81V82H140ZM156 81V82H155ZM196 81V82H195ZM210 81V82H208ZM222 83V80H220ZM239 81V82H238ZM263 81V83H262ZM120 82H122V86H119ZM135 82V83H133ZM163 82V83H161ZM212 82L214 85H212ZM236 83H240L242 84L240 86V84H236L237 86H240L239 88H237V86L234 84ZM251 82H253L251 84ZM256 82V84L254 83ZM261 82V83H260ZM115 83V84H113ZM124 83V84H123ZM140 83V84H139ZM260 83V84H259ZM162 84V85H161ZM247 84H248V87H247ZM255 84V85H254ZM166 85V86H165ZM203 85V86H202ZM206 85V86H205ZM210 85V87H209ZM216 85V86H215ZM228 85V86H227ZM260 85V86H259ZM263 87H262V86ZM163 86H165L163 88ZM215 86V87H214ZM226 86V88H225ZM231 86V87H230ZM244 87V89L242 90L241 87ZM246 86V87H245ZM254 86V88L252 87ZM200 87V88H199ZM204 87V89H203ZM218 87V88H217ZM228 87V88H227ZM230 87V88H229ZM199 88V90H198ZM204 91H202L201 90ZM211 88V90H210ZM260 88V89H259ZM164 89V90H163ZM215 89V90H214ZM217 89V91H216ZM226 91H224V90ZM238 89V90H237ZM249 91H248V90ZM258 89V90H257ZM202 92H201V91ZM210 90V92L208 91ZM252 90V91H251ZM258 92H257V91ZM165 91V92H164ZM230 91V92H228ZM247 91V92H246ZM256 91V92H255ZM260 91V92H259ZM201 92V94L199 93ZM215 92V94H213ZM220 92H223V94H219ZM241 92V93H240ZM254 92V93H253ZM166 93V94H165ZM218 93V94H217ZM228 96H227V94ZM229 93H230V96H229ZM234 93V95H233ZM236 93V94H235ZM249 93V95H248ZM261 93V94H260ZM164 94V95H163ZM197 94V95H196ZM207 94V95H206ZM162 95V96H161ZM173 95V96H172ZM177 95V96H176ZM199 95V96H198ZM224 95V96H223ZM233 95V96H232ZM243 95H247V98L243 97L239 98L237 96H243ZM166 96H169L170 98L166 97ZM208 96V97H207ZM214 96V97H213ZM219 96H221L219 98ZM163 97V98H162ZM175 97H177V99H175ZM172 98V99H171ZM185 100H180V99H184ZM189 98V99H188ZM213 100H212V99ZM128 99V98H127ZM162 99V100H160ZM170 99V101H169ZM207 99V100H206ZM211 99V100H210ZM218 99V100H217ZM240 99V100H239ZM129 100V99H128ZM130 103H132V99H130ZM174 100V101H173ZM177 102H176V101ZM190 100V101H189ZM216 100V101H215ZM245 100V101H244ZM247 100V101H246ZM263 100V99H261ZM160 101L162 103H160ZM185 101H188L191 102L189 105L187 102ZM198 101V100H197ZM207 101V102H206ZM209 101V102H208ZM211 101V102H210ZM215 101V102H214ZM3 102V100H2ZM169 102V103H168ZM214 102V103H213ZM222 102V103H221ZM249 102V103H248ZM171 103V104H170ZM174 103H178V105H173ZM245 103V104H244ZM248 103V104H247ZM189 106H187V105ZM203 104V103H202ZM204 104L202 106H204ZM208 104H206L208 106ZM247 104V105H246ZM99 104H97V111L99 110L100 107H98ZM158 105H160L162 108H160ZM186 105V106H185ZM205 105V106H206ZM209 105V108L213 109L212 106ZM243 105V106H242ZM133 106V104H132ZM135 106V105H134ZM206 106V107H207ZM211 106V107H210ZM249 107V106H248ZM136 109V107H134ZM170 108V109H169ZM208 108V107H207ZM145 109V110H144ZM148 109V110H147ZM165 111L163 112L162 111ZM179 109V108H178ZM186 109V110H184ZM191 108H189V110H191ZM148 111V112H147ZM150 111V112H149ZM158 111V112H157ZM140 112V113H141ZM163 112V113H162ZM150 113V114H148ZM98 115V113H95ZM146 114H142V115H145ZM97 115L95 116L94 115V119H96ZM100 115V114H99ZM99 115L97 117L96 120L93 121V123H96L94 124L95 127V135L97 136V139H96V144L99 143V145H104V144H108L111 145L114 141V139L112 141H108L106 139V135L111 133L113 131V127H110V126H106L105 124H101L99 123L97 125V120H99ZM158 116V117H159ZM169 120H172V123L173 125H175L177 128L176 132H178L180 130V128L182 127L181 125V122L179 123V121H176L173 122V118H170ZM178 120V119H177ZM96 121V122H95ZM38 122V121H36ZM41 122V121H40ZM178 122V123H177ZM177 123V124H176ZM25 124L27 125V122H25ZM37 124H41V123H36L35 125ZM25 125V126H26ZM30 125V123H29ZM34 126V124H32ZM38 125V127H39ZM97 125V126H96ZM41 128L43 129H46L44 130L47 131L48 128H45V126H42V124L40 125ZM178 126V127H177ZM32 127V126H31ZM34 129V127H32ZM48 132L51 133L50 129L48 130ZM46 132V133H48ZM56 132V131H55ZM53 132V135L57 138V133ZM117 133H115V135H120L121 132L119 131H115ZM180 132V131H179ZM49 133V134H50ZM55 133V134H54ZM64 136V135H63ZM62 136V137H63ZM59 137V136H58ZM60 137L62 139V142L63 145H69L70 143L72 144V139H69L68 137L66 138V140H70V141H66V143H64L65 141V137ZM58 139V138H57ZM59 139V140H61ZM3 140V139H1ZM64 140V141H63ZM70 142V143H68ZM68 143V144H67ZM98 145V146H99ZM24 146V145H23ZM28 147V146H26ZM30 148H34V149H38V148H35V147H30ZM97 148V147H96ZM38 150H42V149H38ZM100 149L97 148V151H99ZM42 151H45V152H50V151H46V150H42ZM50 153H53V154H57V155H61L63 156L62 154H58V153H54V152H50ZM126 152H122V154H124ZM92 155V154H91ZM125 155V154H124ZM65 156V155H64ZM95 156V157H94ZM67 157V156H65ZM69 157V156H68ZM91 158V156H89ZM89 157H87V161H84V162H88V163H92V164H95V163H99L98 165H104V163L102 162H96L95 159H101L99 158L100 156L98 155H93V157L91 159H89ZM69 158H72V157H69ZM94 158V159H93ZM73 159H76V158H73ZM78 160V159H76ZM80 160V159H79ZM186 162H191V161H194L193 158H186L184 159ZM81 161V160H80ZM91 161V162H90ZM102 163V164H101ZM97 165V164H96ZM111 168V167H109ZM112 169H116V168H112ZM119 171H123V172H128V173H133L135 175H138V176H141V177H146V178H149V179H153V180H156V181H160V182H164V183H168V182H165V181H162V180H158V179H155V178H151V177H148V176H145V175H140V174H137V173H134V172H131V171H127V170H124V169H117ZM197 175L199 176H203L201 172H199ZM216 181V180H215ZM168 184H172V183H168ZM202 183H199L198 187H201V188H205V186H203L204 184ZM172 185H176V184H172ZM178 186V185H177ZM206 188H208V185L206 184ZM182 187V186H180ZM205 188V189H206ZM209 195H213V194H209ZM220 197V196H218ZM221 198V197H220ZM224 199H228L229 198H225L223 197ZM238 202V200H235ZM240 203H246L248 205H252V204H249L247 202H242L240 201ZM252 206H256V205H252ZM256 207H260V208H264L262 206H256Z\"/></svg>", "mask_w": 264, "mask_h": 264}, {"label": "snow or ice", "instance_id": "snow-or-ice-1", "mask_svg": "<svg viewBox=\"0 0 264 264\" xmlns=\"http://www.w3.org/2000/svg\"><path fill=\"white\" fill-rule=\"evenodd\" d=\"M149 264H159V262H149Z\"/></svg>", "mask_w": 264, "mask_h": 264}]
</instances>
